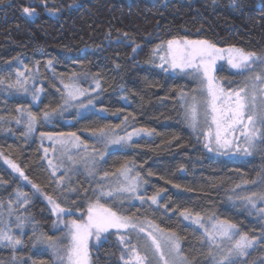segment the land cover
Returning <instances> with one entry per match:
<instances>
[{
	"label": "trees",
	"instance_id": "16d2710c",
	"mask_svg": "<svg viewBox=\"0 0 264 264\" xmlns=\"http://www.w3.org/2000/svg\"><path fill=\"white\" fill-rule=\"evenodd\" d=\"M25 7L35 13H24ZM173 38L209 40L219 48L236 46L264 54V0H237L236 5L232 0H0V79L6 82L0 85V181L5 182L0 184V202L15 200L17 189L31 195L32 181L62 207H72L69 217L84 219L95 199L97 181L83 173L65 178V185L78 191L65 187L61 197L42 159L40 133L75 132L89 148L100 150L92 138L94 129L110 127L128 133L147 129L149 137L108 153L99 174L116 172L131 162L147 182L143 195L160 192L159 204L119 206L107 201L109 205L176 231L196 264H209L208 249L202 245V231L183 220L179 211L189 208L205 217L214 213L258 238L245 259L247 264H264V217L236 203V193L243 188H235L264 177V152L232 158L204 147V139L185 121L178 99L182 90L191 93L197 81L163 71L155 66L158 60L148 62L157 45ZM18 71L35 74L34 88L42 89L39 102L7 88ZM85 78L98 81L100 88L93 107L83 115L73 111L56 115L38 123L28 136L23 134L25 125L12 119L21 106L40 114L62 105L63 82L77 79L83 89H92ZM217 78L225 89L244 80L227 66L218 69ZM4 157L20 165L29 181L15 174ZM12 206L27 218L25 233L19 236L24 243L15 249L1 245L0 264H58L43 240L57 237L52 205L36 195L27 207ZM113 233L92 249V264H122L123 246Z\"/></svg>",
	"mask_w": 264,
	"mask_h": 264
},
{
	"label": "snow or ice",
	"instance_id": "6c2138e0",
	"mask_svg": "<svg viewBox=\"0 0 264 264\" xmlns=\"http://www.w3.org/2000/svg\"><path fill=\"white\" fill-rule=\"evenodd\" d=\"M232 3L236 5L237 0H232ZM23 12L31 16L35 9L25 7ZM124 35L127 36V33ZM220 59H226L231 68L244 77L242 82H238L237 87H231L229 83V88L225 89L216 77V64ZM156 60L159 61L158 64H155ZM148 62L165 72H178L198 81V89L192 90L191 93L182 90L178 99L184 110L185 121L194 132L203 135L204 147L209 152L220 154L234 152L247 156L254 152H264V54L236 46L219 48L209 40L173 38L157 45L152 50V57ZM48 66H52L51 60L48 61ZM16 76L17 79L8 83L7 88L28 93V79H21L25 73L18 71ZM5 83V80L0 79V85ZM64 88L66 92L62 97L63 104L58 107H51L40 114L23 106L16 109L18 115L12 119L16 124L25 125L26 131L23 133L25 136L33 133L38 123L49 122L54 116L73 106V101L87 95V90L75 83L65 84ZM96 88H100L98 81ZM41 91L42 89L35 88L31 91L34 102H39ZM92 103L91 98L87 104L81 100L79 107L86 108ZM2 119L0 117V120ZM140 131L151 134L147 129L137 130L136 134ZM92 135L97 143L107 148L130 141L133 133L123 137L114 136L110 127H104L94 129ZM40 139L42 159L46 161L52 182L60 189L61 197L65 187L68 191H78L64 183L68 172L77 163L74 157L84 161L89 176L98 175L96 163L103 160L105 153L97 152L95 148L89 151V146L81 141L75 132H41ZM44 140L51 142L48 148L43 147ZM50 151L53 153L52 158H49ZM0 157H3L2 152ZM4 159L20 177L29 181L20 165L7 157ZM66 163L69 167H65ZM61 170L63 174L57 176V172ZM109 177L115 178L114 186L105 185L104 182ZM142 182L147 183L141 181L139 173L133 174L131 162L121 165L116 172L104 171L97 182V188L93 190L95 200L88 204L86 220L83 221L61 220V214H71L74 209L62 207L57 198L43 192L41 186L32 181L29 183L35 191L31 195L17 189L15 200L9 199L6 205L0 202V207H7L8 217L11 218L14 203L27 207L33 196L43 195L52 205V212L57 214L58 220L64 223L67 229L65 234L67 245L64 247H61L62 242H57L50 236L43 237L44 242L52 249L58 264H90L89 242L94 239L99 243L101 236L109 233L111 229L116 230L113 234L118 235L119 243L123 246L120 255L122 264H196L195 258H190L186 254L183 238L176 231L163 228L147 218L141 220L135 215L127 214L118 207L110 206L107 201L101 203V198H111L112 204L117 201L122 203L128 198L137 199L141 203L150 201L152 205H158L160 192L146 198L138 191ZM2 183L5 182L0 181V184ZM248 185L255 187L248 190V194L245 195L236 193V199L264 217V177L259 181L243 182L245 190ZM235 188H242V185L237 184ZM233 192L235 193V189ZM179 216L202 230V245L208 249L209 264H247L245 257L257 242L256 236L242 233L235 223L228 219H219L214 213L205 217L200 212L184 208L179 211ZM26 219L16 215V227L22 229ZM0 225H3L0 227V244L13 249L23 245L22 239L12 234V227L2 214ZM104 238L107 239L106 236Z\"/></svg>",
	"mask_w": 264,
	"mask_h": 264
},
{
	"label": "rangeland",
	"instance_id": "374dc122",
	"mask_svg": "<svg viewBox=\"0 0 264 264\" xmlns=\"http://www.w3.org/2000/svg\"><path fill=\"white\" fill-rule=\"evenodd\" d=\"M223 66H227L230 70H232L233 72H235V73H237V70H235V69H232L231 68V65H229L228 63H227V60L226 59H220V60H218L217 61V64H216V73H215V75H216V77H217V72H218V69L219 68H221V67H223ZM25 73V76L24 77H22L21 79H28V84H27V87L29 88V92L28 93H24V92H22V91H18L17 90V92L18 93H21V94H28V95H31L30 93H31V91H32V88H34V86H35V84H36V80H35V74L32 72H24ZM173 73H177V72H173ZM29 77H31L30 79H29ZM85 81H88V83H89V85H90V88H92V89H88L87 90V95H85V96H83V97H81L80 98V100H76V101H73L72 103H73V106H70V107H68L67 108V110H65V111H63L62 112V114H60L61 116L63 115V114H65V113H69V112H76L78 115H83V113H86V112H88V111H90L91 110V108L93 107V103L91 104V105H88V107H86V108H80L79 107V104H80V102H81V100L85 103V104H87V101H88V99L89 98H91L92 100H93V102H94V100H95V98H96V96H98V94H99V89H97L96 88V81H94V80H92V79H89V78H85L84 79ZM219 80V79H218ZM220 81V80H219ZM221 82V81H220ZM69 83H75L76 85H78L79 87H81V85L79 84V82H78V80L77 79H71L70 81H67V82H63V90H64V94H65V92H66V89L64 88V85L65 84H69ZM222 83V82H221ZM223 84V83H222ZM234 87H237V85L236 86H234ZM82 88V87H81ZM195 89H198V81H197V87L195 88ZM12 90H16V89H12ZM207 131V129H205V132ZM35 133V131L33 132V133H31V134H34ZM131 133H133V135H132V138H131V140L130 141H128V142H125V143H121V144H119V145H110V146H108L107 148H105L104 147V145H102V144H99V143H97L98 145H100L101 146V149L100 150H96L97 152H104L105 153V155H104V158H103V160H98L97 161V163H96V172L98 173V175H96L95 177H93V176H89L88 175V172H87V170H86V168H85V163H84V161L83 160H81L79 157H74V159H76V161H77V163L74 165V166H72V168H71V170L68 172V174H67V176L65 177L66 179H70L71 177H73V176H75L76 174H81V173H83V174H85V175H87V177H88V179H91V180H95V181H99V179H100V176H102V175H100L99 174V171H100V167H101V164L103 163V161H104V159L106 158V156H107V154L108 153H110L111 151H115V150H117V149H123V148H126V147H128V146H130L131 145V143H133L134 141H136V140H138V139H141V138H143V137H149L150 136V134H148V133H146V132H143V131H140L138 134H136L137 133V131H132ZM197 135H199L200 137H202L203 138V135H200L199 133H197V132H195ZM128 134V132L127 131H125V130H113V135L114 136H120V137H123V136H126ZM94 140H95V142H96V139H95V137L93 136L92 137ZM204 139V138H203ZM50 141H48V140H44L43 141V147L44 148H48L49 146H50ZM242 147H243V145H242ZM89 151H91V147L89 148ZM215 155H217V156H224V157H232V158H238V157H241V158H246V157H249V156H247V155H242V154H239V153H232V154H220V153H217V152H213ZM255 153V152H254ZM253 153V154H254ZM83 155H85V156H87L88 155V153H82ZM252 154V155H253ZM252 155H250V156H252ZM53 157V153L50 151L49 152V158H52ZM56 161L54 160V163H55ZM65 167H69V165L66 163L65 164ZM10 169L12 170V171H14L12 168H11V166H10ZM15 172V171H14ZM135 173H137L136 171H135V169L133 168V174H135ZM15 174H18V173H16L15 172ZM61 174H63V170H61V171H58L57 172V176L58 175H61ZM141 181H142V179H141ZM105 183V185L107 186L108 184H112L113 186H114V184H115V178L114 177H109L108 178V180L107 181H105L104 182ZM243 189H242V191H240L239 192V194L240 195H245V194H248V190H251V189H253V188H247V190H245V187H242ZM144 184H143V182L141 183V185H140V188H139V193L140 194H142L143 195V193H144ZM95 200V199H94ZM106 201H111V198H101V203H104V202H106ZM94 202V201H93ZM112 202V201H111ZM119 206H123V205H125V204H128V205H134V204H137V203H141L139 200H137V199H128V198H125L124 200H123V202L121 203L120 201H117L116 202ZM236 203H239V204H243L241 201H239V200H236ZM248 209H250L252 212H254V213H256L257 215L258 214H260L259 212H257L255 209H252V208H250V207H247ZM0 214H2V216H3V218L8 222V223H10V225H11V227H12V234H14V235H18V236H20V235H22V234H24L25 233V227H23L22 229H20V228H17L16 227V220H15V218H16V215H19V212H16V210H14V208H13V206H12V216H11V218H9L8 217V209L7 208H5V207H0ZM55 214V213H54ZM85 216V218L83 219L82 217V219H80L81 221H83V220H86V215H84ZM22 217V216H21ZM23 218V217H22ZM60 219L61 220H63V221H69V220H72V219H74V218H71V217H69L67 214H61V217H60ZM77 220V219H76ZM191 223V222H190ZM3 225H0V227H2ZM194 226H196L198 229H199V227L197 226V225H194ZM54 231H55V233H57V237L54 239V240H56L57 242H62L61 243V247H64V246H66L67 245V240L65 239V234H66V232H67V229L64 227V223H62V222H60V220H58V217H57V214H55V229H54ZM111 231H116L115 229H111L109 232H111ZM202 231V230H201ZM108 233H105V234H103L102 236H101V240H100V242L102 241V239L107 235ZM99 242V243H100ZM99 243H97L94 239L93 240H91L90 242H89V253H90V264H92V259H91V251H92V249L95 247V245L97 244H99ZM2 244H0V246H1ZM254 246H255V244L253 245V247L251 248V249H249V252L254 248ZM44 247L45 248H48L49 246H48V244L47 243H44ZM50 248V247H49ZM51 249V248H50ZM51 251H52V249H51ZM53 252V251H52Z\"/></svg>",
	"mask_w": 264,
	"mask_h": 264
}]
</instances>
